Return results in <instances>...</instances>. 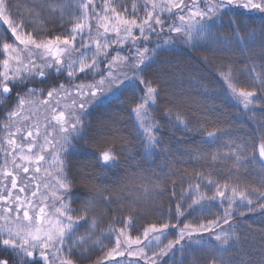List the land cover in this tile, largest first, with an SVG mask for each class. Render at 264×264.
<instances>
[{"label":"snow or ice","instance_id":"snow-or-ice-1","mask_svg":"<svg viewBox=\"0 0 264 264\" xmlns=\"http://www.w3.org/2000/svg\"><path fill=\"white\" fill-rule=\"evenodd\" d=\"M70 6L48 4L47 10L50 12L54 13L59 9L61 22L67 14L75 18V23L67 34L56 35L54 38H41L40 35H33L32 31H27L29 23H34L40 24L41 32H43V22L37 7L27 9L30 15L34 14V17L27 21L23 18L16 21L11 18L9 0H0V21L8 25L12 37L15 38L14 43H2L4 58L0 61V107L5 114L0 119L3 120L2 127L7 133L5 143L11 151L0 150H4L6 156L12 157L11 163L19 172L28 174L30 166L35 165L34 171L39 173L41 162L45 161L44 155L33 154V148L36 147L34 140L30 141L25 148V145L18 143L15 138L26 132L22 138L28 140L33 137V129L37 137L40 135L38 125L26 124L35 114L31 112L29 106L37 104L34 98L37 97L38 91L41 93L44 91L32 85L38 80L41 83L44 82L53 72L58 75L66 73L70 78L64 83L57 81L49 85L46 91L47 98L39 100L40 104L49 106L51 120L60 126L59 131L64 134L55 144L48 139L50 134H46L45 145L41 146V151H45L49 145L57 149L52 158V164L55 165L57 172L56 183L43 185L45 188L54 189L51 196L55 202L51 205L47 203L48 195L40 193V184H36V190L31 192L32 198L40 194L39 206L34 205L32 198L14 196V190L24 193L28 184L18 185V172L8 170L7 160L4 168L0 169V177H2L0 185H3L0 187V264H81V262L90 261L97 249L103 250L105 247L103 241L110 240L112 235H115V246L106 251L95 264L116 260L118 256H125L126 252L129 257L143 258L144 264H157L156 257L167 256L176 245H181V251H183L184 245L181 241L186 237L190 242L201 245L203 250L206 242L202 239L191 241V238L194 235H202L204 232H214V239L220 243L221 248L230 247V240L239 239L235 227H231L233 206L237 204L238 199L241 205L246 204L249 211H254L255 209L251 207L252 197L253 194L258 193L260 200L257 206L264 210V182L260 189L252 188L249 191L247 186L241 189L239 184L220 185L213 181L209 174L207 183L215 186V192L212 195L203 192L199 182H190L188 189L181 194L175 206L178 222L179 217L184 216L186 211H196L197 206L202 214L205 211L202 202L205 200L215 201L220 198L221 205L224 207L223 214L207 224L184 223L177 233V238L161 246V239L167 238L166 230L169 224L150 225L142 235L133 238L127 231L133 227L131 215L125 221H121L120 227L109 225L107 234L101 232V235L97 236L99 221L95 216L90 218V211L96 207L100 196L107 202L105 204L107 207L111 202L110 194L100 192L97 196L85 197L84 193L73 192L77 180L89 192L99 186L94 183V177L86 167L80 169L78 177L70 178L68 173L71 169L67 167L61 153L68 152L74 139H84L86 125L83 114L86 111V105L104 103L109 96H116L117 90L121 85H125L126 81L130 82L133 102L130 115L135 118L137 135L144 141L147 149L163 147L158 133H162L166 126H173V119L176 122L175 126L183 125L185 130L189 131L180 113L173 112L179 102V98L175 96H170L166 104L163 112L166 120L163 124L153 115L159 97L166 94L167 81L163 76L149 78L145 75L151 61L158 55V50L163 45L172 43L173 37L169 36V39L163 41V45L158 43L151 49L143 43L137 44V40L147 42L153 34L159 38L160 34L167 29L169 33L182 35L185 43L195 47L197 42L207 41L212 37V26L217 20L223 19V16L227 14L225 11L227 8L242 7L248 11L264 14V0H190L189 3H185V0H142V4L140 0H132L130 9L127 4L117 3L116 0H103L101 11L96 10L94 0H76V9L80 13L78 16L75 11L65 13L64 9ZM39 7L43 8L44 5L40 4ZM141 11L144 13L143 17L139 16ZM90 19L96 21L95 36L92 35L93 26L89 22ZM175 20L179 23H170ZM230 25L234 26L233 32L238 40L245 42L239 35L240 29L237 22L230 20ZM134 29H138V35L134 34ZM254 34L253 30L249 33V37L251 38ZM78 37L79 42H77ZM129 42L131 43L129 53L121 54L119 49ZM204 59L207 61V57ZM101 65H104L103 69ZM122 68H129L130 72L120 71ZM251 72L256 73V68L253 67ZM78 73L82 74L80 79L83 82L75 83ZM97 75L100 77L98 80L95 78ZM221 75L232 97L242 103L245 109L256 103L254 98L257 97V89L238 88L233 81L231 70L222 72ZM89 77L93 82H87ZM256 83L260 85L258 90L264 93V72L253 76V84ZM72 90L80 97L79 110L67 115L64 111L57 112L59 100L55 106L50 104L51 100L55 97L67 98L72 95ZM137 91L140 93L139 96L136 95ZM13 95L16 100L9 108L8 104ZM76 103L77 101L73 99V105ZM98 136L99 139L93 137L95 145L108 146L101 148L97 160L103 166H115L117 152L114 145L118 140L123 142L124 137H118L115 129L109 131L101 129ZM214 136V132H208L209 138ZM253 147L255 149V145ZM17 149H19L18 153ZM258 154L260 161H264V135L258 145ZM252 158L255 159V151ZM217 159L216 154H211L213 162ZM245 159H248L245 149L237 145V151L233 153L234 167L237 171L243 166L242 162ZM261 167L264 169V164ZM45 171L48 176L52 175L51 171ZM197 175L203 176V173H197ZM9 177L11 178L10 189L4 182ZM27 179L32 180L34 177L28 176ZM158 188L159 184L153 185L151 191H156ZM5 190H7L6 193ZM229 190L231 195L227 196L226 192ZM144 191L148 193L149 189ZM171 195L176 196L174 190ZM77 196L85 198L77 200ZM225 199L228 201L227 206L223 205ZM185 201H190L187 203V209L184 207ZM73 203L80 204L78 211L72 208ZM240 215H244V212L241 211ZM221 221L223 224H229L231 231L215 232L216 228L221 226ZM171 227L175 228L177 225L172 224ZM81 228L84 229L83 233L79 231ZM134 245L135 248H133ZM149 249L152 250V256L148 255ZM156 249L159 251L157 252ZM211 264H216L215 259Z\"/></svg>","mask_w":264,"mask_h":264},{"label":"trees","instance_id":"trees-1","mask_svg":"<svg viewBox=\"0 0 264 264\" xmlns=\"http://www.w3.org/2000/svg\"><path fill=\"white\" fill-rule=\"evenodd\" d=\"M116 2L127 4L130 9L132 0ZM49 3L71 5L64 9L65 13L75 11L77 16L80 15L76 9V0H9L11 18L16 21L23 18L27 21L34 17L27 9L35 6L43 22V32L41 25L34 23H29L27 31H32L33 35H40L41 38L67 34L75 23V18L66 14L61 22L59 9L54 13L47 10ZM94 3L97 7L102 6L103 0H94ZM140 3L142 4V0ZM40 4L44 7L40 8ZM225 11L227 14L223 19L217 20L211 28L212 37L207 41L197 42L195 47L189 44L163 45V41L170 36L167 29L159 38L153 34L149 41L137 42L150 49L158 43L163 45L145 73L149 78L163 76L167 81L166 94L159 97L153 115L163 124L166 120L163 116L166 104L170 96H175L179 98V102L173 112L180 113L189 131H186L183 125L175 126L173 119V126H166L162 133H158L163 147L147 149L144 141L137 135L135 118L130 115L133 102L128 81L120 86L116 96H109L104 103L97 102L84 112V139H74L68 152L61 153V156L71 169L68 173L70 178L78 177L80 169L86 167L94 177V183L99 186L89 192L77 180L73 192L84 193L85 197L97 196L100 192L110 194L111 202L107 207V202L100 196L96 207L90 211V218L95 216L99 221L97 236H100L101 232L107 234L109 225L120 227L121 221L131 215L133 227L127 231L133 238L142 235L150 225L160 226L168 223L167 238L160 241L161 246H164L177 238V233L184 223L207 224L223 214L224 207L220 198L215 201L205 200L202 202L205 206L202 214L197 206L196 211H186L184 216L179 217L178 222L175 206L190 182H199L201 190L207 195L215 192V186L207 183L209 174L210 178L220 185L239 184L241 189L247 186L249 191L252 188H261L264 182V169L261 165L264 162L259 159L258 145L264 135V93L258 90L259 83L253 84V76L264 72V14L234 6ZM142 13L143 11L139 15ZM230 20L237 22L239 35L245 42L238 40ZM253 30L255 34L250 38L249 33ZM9 32L6 25L0 22V38H3L0 39V61L4 58L2 43L13 41ZM129 49L123 47L120 51H126L127 54ZM253 67L256 68V73L251 72ZM101 68L103 69L104 65H101ZM229 70L238 88L257 89V97L254 98L256 103L248 109L232 97L221 75ZM81 76L82 74L78 73L74 82H83ZM95 78H99V75ZM68 79L70 78L66 73L58 75L53 72L50 78L42 83L38 80L32 86L44 90L43 93L38 91L37 94L43 97L49 85L57 81L64 83ZM87 82H93L92 78L89 77ZM136 95L139 96L140 93L137 91ZM15 100L13 95L8 104L9 108L14 105ZM4 114L3 108L0 107V117ZM2 125L3 120L0 119V135L3 132ZM101 129H115L118 137H124L123 142L118 140L114 145L117 152L115 166H103L97 160L101 148L108 146L95 145L93 137L99 139L98 132ZM208 132H214L215 136L209 138ZM237 145L245 149V155L248 157L243 160V166L238 171L233 161ZM253 151L255 159L252 158ZM211 154L218 156L215 162L211 160ZM1 156L0 151V158ZM197 173H203V176H198ZM156 184H159V188L151 191ZM145 189H149V192L145 193ZM173 190L175 197L171 195ZM226 195L230 196L231 191H227ZM85 197L77 196L76 199ZM252 198L251 207L254 211H249L248 206L241 205L238 199L237 204L233 206L231 227H235L239 239L230 240V247L221 248L220 243L214 239V232H204L191 238V241H205L203 250L201 245L190 242L186 237L181 241L184 245L183 251L181 245H176L167 256H157V264H211L213 259L216 264H264V210L257 206L259 194H253ZM187 203L190 201L184 202L185 209ZM227 203L225 199L223 205L227 206ZM72 208L78 211L80 204L73 203ZM241 211L244 215H240ZM172 224L177 227H171ZM231 227L221 221V226L216 228L215 232L231 231ZM79 231L83 233L84 229ZM103 243V250L97 249L90 261L81 264H95L100 260L106 251L115 246V235ZM147 252L152 256V250ZM140 263L144 264V259Z\"/></svg>","mask_w":264,"mask_h":264},{"label":"rangeland","instance_id":"rangeland-1","mask_svg":"<svg viewBox=\"0 0 264 264\" xmlns=\"http://www.w3.org/2000/svg\"><path fill=\"white\" fill-rule=\"evenodd\" d=\"M190 0H185V3H189ZM102 6H98L96 7L97 11H101ZM248 11V10H247ZM89 14L91 16V9L89 10ZM144 13H142L141 15H139L140 17H143ZM1 23H3V21H0ZM92 24V35L95 36L96 34V30H95V24L96 21L95 19H90L89 21ZM171 22V21H170ZM174 23H179L178 20L172 21ZM4 24V23H3ZM6 25V24H4ZM6 27L8 28V25H6ZM9 29V28H8ZM10 31V29H9ZM159 31V30H158ZM85 32H87V29H85ZM11 33V31L9 32ZM134 34L138 35V29H134ZM170 36L173 37V42L170 43L172 46H186L187 43H185V40L183 38L182 35H177L175 33H170ZM12 36V35H11ZM13 41L12 43L15 42V38L12 37ZM79 37L77 42H79ZM169 39V37H168ZM141 40H137V42H139ZM22 47V46H21ZM123 47H126V49L131 48V43H126ZM83 50V49H81ZM119 50H122L119 49ZM78 54V53H77ZM121 54H126V51H121ZM128 54V53H127ZM120 71H129V68H122L120 69ZM106 74V71H105ZM100 78V77H99ZM97 78V80L99 79ZM127 82V81H126ZM125 82V83H126ZM122 86V85H121ZM68 87V86H66ZM46 95L43 97H40L39 95H37V97H35L34 99L37 100V104L33 105V106H29L31 109L32 113H35L34 115H32V118L26 122V124L28 126H31L33 124L38 125L39 126V130H40V135L37 137L35 135V130L33 129V137L29 138L28 140H24L22 138V135H26V132L23 133L22 135H19L17 137H15L18 141V143H22L23 145H25V148L27 147V145L29 144L30 141L35 142L36 147L33 148V154H42L45 157V161L41 162V171L39 173H36L34 171V167L35 165L30 166V171L28 174H24L22 172H19L18 170L14 169V166L11 163V156H6L5 155V151L4 150H0L1 151V158H0V169H3L5 166V161L7 160V168L8 170H12V171H17L18 172V177L19 178H23V179H19L18 178V185L19 186H23L25 183L28 184V187L26 188L24 193H19L18 191H13V195H20L21 197H31V192L35 191V185L36 184H40V193L41 194H47L48 195V201L47 203L49 205L53 204L55 201L53 199V197L51 196L52 191L54 190L53 188L49 187V188H45L43 187L44 184H50V185H55L56 181H55V177L57 176V172L55 171V165L52 164V158L56 152V148L52 147L51 145L47 146V149L45 151H41V146L45 145V136L46 134H50L48 135V139L51 140L53 142V144H55L56 141L60 140L61 136L64 135L63 133H61L59 131V125L56 124V122L54 120H51V112L49 110V106L43 105L39 103L40 99H46ZM73 99H75L77 101V103L75 105H73ZM57 100H59V106L57 107V112L59 111H64L67 114H70L73 111H78L79 110V102H80V97H78L76 95V92L74 90H72V95L67 96V98H60V97H55L51 100L50 104L52 106H55L57 104ZM96 104V103H95ZM67 105V107H65ZM92 105H86V110L89 109ZM2 135L1 136V147L0 149H6L7 151H11V149L8 148L7 144L5 143V137H6V132L3 129L2 130ZM19 152V149H17V153ZM27 154V153H26ZM15 155V153H14ZM20 163H24L23 161H18ZM264 162V161H263ZM51 171L52 175L48 176L46 174V171ZM31 176L34 177V179L32 180H28L27 177ZM0 179H2V177H0ZM10 177L7 178L6 181H4L5 183H7L8 185V189L11 188L10 185ZM0 187H3V185H0ZM7 190H5L6 193ZM34 205L39 206L40 204V194L37 195V197L32 198ZM123 247V245H122ZM136 246L134 245L133 248H135ZM143 260V258H136V257H129L127 255V252L125 253V256H118L116 257V260H107L104 262V264H117V261H119V264H141L140 262Z\"/></svg>","mask_w":264,"mask_h":264}]
</instances>
